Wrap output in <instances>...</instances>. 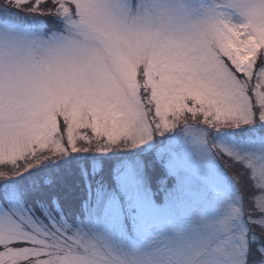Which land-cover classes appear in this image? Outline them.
<instances>
[{"label":"snow or ice","instance_id":"snow-or-ice-1","mask_svg":"<svg viewBox=\"0 0 264 264\" xmlns=\"http://www.w3.org/2000/svg\"><path fill=\"white\" fill-rule=\"evenodd\" d=\"M0 264H264V0H0Z\"/></svg>","mask_w":264,"mask_h":264}]
</instances>
